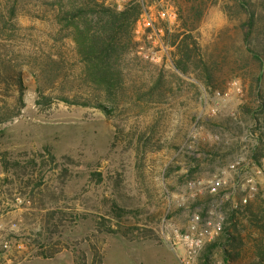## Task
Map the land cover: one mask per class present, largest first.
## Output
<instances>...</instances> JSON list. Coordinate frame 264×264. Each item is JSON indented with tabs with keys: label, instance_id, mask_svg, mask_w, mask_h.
Returning <instances> with one entry per match:
<instances>
[{
	"label": "rangeland",
	"instance_id": "1",
	"mask_svg": "<svg viewBox=\"0 0 264 264\" xmlns=\"http://www.w3.org/2000/svg\"><path fill=\"white\" fill-rule=\"evenodd\" d=\"M53 1L0 0V264H143L146 252L166 245V226L184 231L194 212L219 201L232 236L206 248L209 260L264 264V73L257 84L255 66L233 64L237 10L226 14L224 0H205L192 30L217 60L215 89L172 67L164 31H184L188 9L202 1L174 0L175 24L157 22L161 34L134 33L137 56L149 64L148 76L162 75L161 89L138 99L148 83L129 57L124 94L112 103L80 77ZM262 3L254 7L262 12L259 41ZM246 176L256 193L229 226L231 205L242 198L236 184ZM214 177L222 179L215 195L193 185Z\"/></svg>",
	"mask_w": 264,
	"mask_h": 264
},
{
	"label": "trees",
	"instance_id": "2",
	"mask_svg": "<svg viewBox=\"0 0 264 264\" xmlns=\"http://www.w3.org/2000/svg\"><path fill=\"white\" fill-rule=\"evenodd\" d=\"M224 1L222 10L226 14L232 9L237 10V14L240 16L237 19L241 21L239 26L240 42L238 49L236 48L233 64L241 62L245 64L244 67L255 66L257 72H253L252 80L259 84L264 73V40L259 41L255 36L258 21H261L262 18L260 16L262 12L254 8L257 0ZM50 5L58 31L64 32L65 37L74 44L81 66L80 77L83 82L104 95L106 100L114 103L118 95L124 94V71L126 69L124 63L129 57L136 66H140L142 78L148 83L143 85L146 90L137 94L138 99L161 89L162 75L159 73L156 78L148 76L149 64L137 56L140 45L134 38V29L142 12V5L139 1L131 0L121 10H116L114 6L106 4L104 0H54ZM261 5L264 7L263 3ZM204 6L205 0H202L197 6L188 9L187 20L182 21L184 31L168 32L165 30L164 36L167 45L172 48L171 64L173 69L184 76L192 73L198 81L215 89L213 81L214 73L218 68L217 60L203 53L192 34V30L195 29L203 15ZM11 11H14L13 8ZM220 52H223L221 60L225 61L227 59L224 55L225 51ZM238 67L231 70L234 78H238V71L244 68L240 65ZM97 107L102 111L107 109V106L101 102L97 104ZM50 158L54 160L52 156ZM37 161H39L37 156L29 160L32 164ZM18 164L15 162L13 165L17 166ZM6 165L7 162H4V168ZM235 216L234 212L229 211L225 224L228 222L229 226L233 225ZM260 221L264 225V210ZM227 229L228 227L224 226L220 236L206 246L208 251L216 245L224 247L230 241L229 238L232 234ZM111 232L108 231V233ZM223 238V242H217L218 239ZM206 248L200 256L199 264H208L210 261L209 254L206 255ZM53 254L54 252L51 251L40 253V256L49 259Z\"/></svg>",
	"mask_w": 264,
	"mask_h": 264
},
{
	"label": "built area",
	"instance_id": "3",
	"mask_svg": "<svg viewBox=\"0 0 264 264\" xmlns=\"http://www.w3.org/2000/svg\"><path fill=\"white\" fill-rule=\"evenodd\" d=\"M131 0H115L112 5L116 10H121ZM142 5V12L136 22L134 33L150 32L149 34H161L162 30L156 27L157 22L173 25L177 21V7L174 0H137ZM187 148H190L188 146ZM240 161H236L229 166V171L236 170ZM256 173H260L258 169ZM222 179L214 177L207 182L198 181L195 185L199 189L205 188L210 195L217 193V188L221 185ZM242 193V198L237 203H232L230 211L237 214L247 201L256 193V182L252 176H246L238 180L236 189ZM193 199L195 194H191ZM222 201L217 202L215 207L205 212H194L184 231L168 225L162 232L163 242L174 252L179 264H199V259L206 246L213 242L223 231V212L221 209ZM208 264H221L211 259Z\"/></svg>",
	"mask_w": 264,
	"mask_h": 264
},
{
	"label": "crops",
	"instance_id": "4",
	"mask_svg": "<svg viewBox=\"0 0 264 264\" xmlns=\"http://www.w3.org/2000/svg\"><path fill=\"white\" fill-rule=\"evenodd\" d=\"M146 254L148 259L143 264H179L174 252H172L167 245L157 250H150L148 253L146 252Z\"/></svg>",
	"mask_w": 264,
	"mask_h": 264
}]
</instances>
